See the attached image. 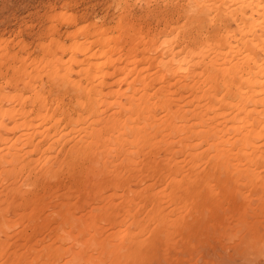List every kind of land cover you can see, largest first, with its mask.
Returning <instances> with one entry per match:
<instances>
[{
	"label": "bare ground",
	"instance_id": "1",
	"mask_svg": "<svg viewBox=\"0 0 264 264\" xmlns=\"http://www.w3.org/2000/svg\"><path fill=\"white\" fill-rule=\"evenodd\" d=\"M211 2L216 5L213 13L198 16L193 24L207 23L212 26V33L195 45L178 50L174 49V42L162 41L164 47L149 57L108 43L98 35L104 29L92 27L95 23L79 25L68 44L48 37L47 43L38 44L41 54H36L37 58L21 55L26 48L24 40L20 41L18 49L9 52L11 48L6 40L0 39V80L3 78L0 81V165L38 161L45 153L50 154L52 146L63 135L66 115L71 114L83 122L92 138L90 143H94L106 161L118 154L123 161H132L142 155L146 147L177 146L169 138L183 132L194 134V140H186L187 143L178 146L181 149L191 146L194 150L204 144V149L229 146L237 148L230 154L237 162L239 156L245 162H264V0ZM60 16L64 18L65 13ZM66 19H73L72 14ZM50 33L54 34V25L50 26ZM67 53V58L63 59ZM200 63H203L201 70H194ZM65 64L75 69V77L58 80L55 70ZM189 73L198 74L205 88H200L204 101L194 113L195 120L190 122L189 119L190 123H186L181 116L189 108L174 103L175 106L172 101L176 98L173 96L176 89L167 88L174 74L188 76ZM43 77L54 79V84L70 93L72 101L67 106L63 104L64 99H53L56 104L48 101ZM82 78L85 82L98 79V83H82ZM178 85L175 87L179 88ZM183 85L188 86V83ZM27 103L32 107L28 108ZM191 149L188 152L193 161L198 152ZM222 151L228 152V149ZM262 168L257 172L245 169L256 179L263 174ZM239 193V189H235L233 194L241 197Z\"/></svg>",
	"mask_w": 264,
	"mask_h": 264
},
{
	"label": "rangeland",
	"instance_id": "2",
	"mask_svg": "<svg viewBox=\"0 0 264 264\" xmlns=\"http://www.w3.org/2000/svg\"><path fill=\"white\" fill-rule=\"evenodd\" d=\"M166 1L152 0V3L149 4L144 2L135 3L133 0V3L128 7L129 19L133 22L152 23L153 21L159 20L163 23L171 18V12L168 8L170 0ZM110 5L111 0H0V39L2 40L4 38L6 40L9 48H11L8 49L9 52L18 49L20 41L24 40L23 42L26 44V48L20 52L21 55L29 54L30 59L37 58V56L41 54V49L38 47V44L47 43V39L51 38L50 36L55 37L63 44H68L71 40L70 37H74L72 32H76L79 25L81 26L86 23L90 25L92 23L96 24L99 21L106 22L110 20L112 14L115 12V6ZM64 13L65 17L60 18V15ZM68 14H72L75 20H67ZM52 25H54L53 35L50 33V26ZM208 25L207 23L201 26L193 24L194 28L197 30L201 27V30L206 31V35L213 31L212 26L209 25L208 27ZM76 37L78 38L80 36L77 35ZM195 44L175 43L174 49H184ZM0 45L2 44L0 43ZM67 56L68 53L63 56V59L67 58ZM207 59L208 57L205 60ZM16 64H18V62ZM3 66L6 67L7 64L5 63ZM196 66L194 70L197 69L196 71H200L203 63L197 64ZM148 69L144 70L143 73ZM73 76L75 77V74H73ZM188 76L178 74L175 76L174 74V78L172 76V78H169V84L171 82V85L167 88L171 91L176 89L174 90L175 93H173V96L176 95L175 97L178 100L175 98L172 101L173 104L183 105L182 107L185 109L189 108L185 111V113H187L185 115L183 113L181 116V120L183 119L182 122L186 123L195 120L194 113L199 110V104L201 105L204 101V97L201 95V92H203L201 89L202 87L205 88V84L199 79L200 76L198 74L189 73ZM191 77L195 78L192 79ZM114 78L116 79L117 75L114 76ZM2 79L3 78H1V80ZM176 79H178L180 86L178 82H176ZM85 80V78H82V83H84ZM106 80L107 79H105V81ZM42 81L43 87L45 88V94H43L47 96L48 101H53V103H55L56 98H60V100L64 99L63 104L65 103V106L72 101L73 98L70 93L62 89L60 85L54 84V79L43 77ZM86 82H89V84L98 83V79H94V81L87 80ZM183 83H188V86H184ZM175 85H178L179 88L175 87ZM187 89L190 91L192 89L193 92H191L194 94L192 95L188 90L189 93H191L189 94ZM194 91L198 92L196 93ZM196 94L198 96H196ZM190 95H192L193 98ZM180 98L182 103L179 101ZM27 104L26 106L28 108H30V106L32 107L31 103ZM191 107L192 110L190 109ZM186 134H189L192 139ZM192 135L194 134L183 132L174 134L172 136L173 138H171V136L170 138L166 137L165 135V138L173 140L177 146H157L151 149L146 147L144 149V155L139 154L140 156L137 155L138 157H134L132 161H123L121 155L118 154L114 158L111 157L107 160L106 169L103 167L100 168V171L98 169L96 172L101 174L95 172L94 178L91 180L86 177L72 179L67 181L66 184L55 193H45L42 196L37 195L31 198L17 199L10 205L6 204L4 209L5 215L0 213V236L8 240L12 232H16V235L12 236L11 241H9L11 247L19 251L27 249L41 260L55 259L62 261L77 256L80 258H87L96 246V237L104 228H107L109 224L113 226L112 231L114 233L117 232L118 229L124 232H133L136 230L138 213L140 210L149 207L151 205L152 196L162 193L164 188L167 187L166 183H162L166 169L171 172L172 170L195 167L202 160L207 163L208 160L215 156V153H221L223 152L222 150L226 148L229 154L237 150V148H229V146L204 149V147H206L205 144L197 148L195 147L194 150L191 146L182 149L178 147L185 142L187 143V141H193L194 136ZM181 140L184 141L182 142ZM189 149L198 152L193 161L192 154L188 152L190 151ZM214 149L215 152L213 151ZM246 149L247 148L244 150L247 151ZM186 152L188 153L187 157ZM173 153L174 155L176 154L175 157L172 155ZM168 156L171 157H169L171 160ZM239 157V162L235 161L242 165L247 163L248 166H246V164L245 168L252 169L253 172L254 170L257 172L258 169L261 171V168L264 167L262 166L264 165L262 161H259L260 164L255 162L250 163L245 162L243 157ZM167 158L169 160H167ZM249 163L252 166L249 167ZM253 164L256 168L255 166L253 167ZM263 170L264 168H262L263 174L260 175L259 178H256L257 180L253 179L254 181L251 180L252 182H249V180L247 181L245 178L246 180L242 183L243 186H237L236 189H239L241 197L238 196V198L234 196L233 193L235 189L230 192L226 204L227 208L233 211L243 210L245 215L249 210H251L253 214L259 213L261 203L264 202ZM241 186L242 191L244 190L243 192L241 191ZM244 192L247 193V195ZM241 193L244 194L242 195ZM17 224L20 225L22 230H16L15 225ZM232 226V216L229 213H225L224 216L212 225V231L201 233L195 243L189 242L182 249H178L180 252H186L187 255L174 258L188 260L190 264H200L201 261L202 264H231L238 256L245 255L243 249L237 250L235 247L222 242L221 237L225 234V231ZM49 253L52 254L50 255ZM260 255V249L257 247L255 259L259 260Z\"/></svg>",
	"mask_w": 264,
	"mask_h": 264
},
{
	"label": "clouds",
	"instance_id": "3",
	"mask_svg": "<svg viewBox=\"0 0 264 264\" xmlns=\"http://www.w3.org/2000/svg\"><path fill=\"white\" fill-rule=\"evenodd\" d=\"M135 3H152V0H134ZM133 0H111L115 12L108 21L92 27L103 28L98 35L116 46H123L133 54L154 56L170 43H197L205 38L206 31L197 30L193 21L202 14H212L216 5L211 0H170L171 18L161 23L133 22L128 7ZM174 38V39H173ZM75 69L68 64L55 70L56 78L71 80ZM63 135L52 146L51 154L40 160L16 165H0V213L14 200L55 193L67 181L76 178H94V173L106 166L83 122L74 114L66 115ZM215 151V149L213 150ZM254 179L251 171L237 163L228 153H218L205 163L187 169H167L163 175V192L152 196L151 205L138 213L136 230L130 233L113 232L109 224L96 237L97 243L87 258L79 256L67 260H41L27 249L19 251L0 236V264H190L180 252L187 243H195L201 233L212 231L225 213L232 216V227L221 237L224 244L243 249L231 264H264V202L258 214L251 210L233 211L226 207L229 194L244 179ZM16 230H22L15 225ZM260 259H255L256 248ZM50 255L52 253H49ZM202 264V261L200 262Z\"/></svg>",
	"mask_w": 264,
	"mask_h": 264
}]
</instances>
